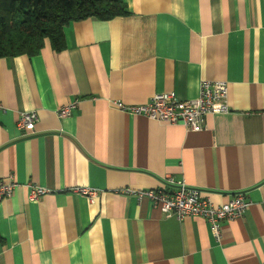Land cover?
<instances>
[{"label":"crops","instance_id":"crops-1","mask_svg":"<svg viewBox=\"0 0 264 264\" xmlns=\"http://www.w3.org/2000/svg\"><path fill=\"white\" fill-rule=\"evenodd\" d=\"M128 14L63 28L65 47L0 58V264H264V0H121ZM202 80L227 84V114L188 132L112 107L172 92L193 99ZM78 101L70 115L57 109ZM35 111V132L15 128ZM172 178L219 204L248 208L222 223L165 216L124 188ZM26 183L49 193L27 199ZM97 188L93 202L71 191Z\"/></svg>","mask_w":264,"mask_h":264},{"label":"built area","instance_id":"built-area-1","mask_svg":"<svg viewBox=\"0 0 264 264\" xmlns=\"http://www.w3.org/2000/svg\"><path fill=\"white\" fill-rule=\"evenodd\" d=\"M227 97L226 82L202 80L198 94L193 99L180 100L172 92H162L154 94L143 104H124L118 100H111L110 104L126 114L143 116L164 124H179L188 132H198L204 128L207 115L230 112ZM77 104L78 101L74 100L59 107L57 116L63 118L70 115ZM5 110L0 103V113ZM37 120L35 111H22L15 121V128L24 135L32 134L35 132ZM16 186L17 182L12 176L0 180V201L10 197ZM25 187L28 200H37L50 192L45 186L34 183H26ZM71 191L84 196L89 202H93L100 193L99 189L88 186H76ZM121 192L134 194L138 200L145 197L167 217L174 216L177 220H184L199 216L205 219L210 233L217 241L220 239L222 223L239 218L249 206L244 192H237L224 202L215 204L204 190L172 178L165 179L157 188H124Z\"/></svg>","mask_w":264,"mask_h":264},{"label":"trees","instance_id":"trees-1","mask_svg":"<svg viewBox=\"0 0 264 264\" xmlns=\"http://www.w3.org/2000/svg\"><path fill=\"white\" fill-rule=\"evenodd\" d=\"M127 14L121 0H0V58L36 55L45 40L60 51L63 28L70 22Z\"/></svg>","mask_w":264,"mask_h":264}]
</instances>
